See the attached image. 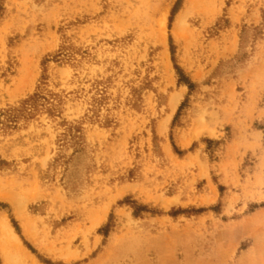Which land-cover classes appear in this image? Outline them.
<instances>
[{"label": "rangeland", "instance_id": "1", "mask_svg": "<svg viewBox=\"0 0 264 264\" xmlns=\"http://www.w3.org/2000/svg\"><path fill=\"white\" fill-rule=\"evenodd\" d=\"M0 264H264V0H0Z\"/></svg>", "mask_w": 264, "mask_h": 264}, {"label": "trees", "instance_id": "2", "mask_svg": "<svg viewBox=\"0 0 264 264\" xmlns=\"http://www.w3.org/2000/svg\"><path fill=\"white\" fill-rule=\"evenodd\" d=\"M36 101H37L36 98H32L29 102H27L26 109H12V110L7 111L5 113V115L7 116L6 117L7 120L8 121L16 120L21 114L28 111L27 108H33L34 106H36L37 105Z\"/></svg>", "mask_w": 264, "mask_h": 264}]
</instances>
